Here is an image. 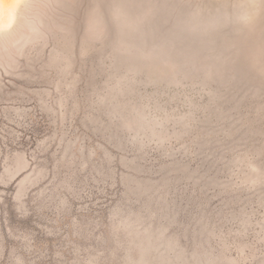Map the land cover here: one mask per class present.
Masks as SVG:
<instances>
[{
  "label": "rangeland",
  "instance_id": "374dc122",
  "mask_svg": "<svg viewBox=\"0 0 264 264\" xmlns=\"http://www.w3.org/2000/svg\"><path fill=\"white\" fill-rule=\"evenodd\" d=\"M0 264H264V0H0Z\"/></svg>",
  "mask_w": 264,
  "mask_h": 264
}]
</instances>
